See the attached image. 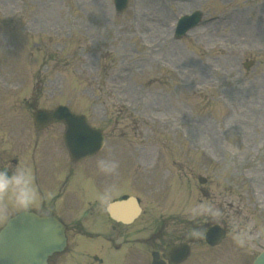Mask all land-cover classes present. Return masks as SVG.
I'll use <instances>...</instances> for the list:
<instances>
[{
	"label": "rangeland",
	"instance_id": "374dc122",
	"mask_svg": "<svg viewBox=\"0 0 264 264\" xmlns=\"http://www.w3.org/2000/svg\"><path fill=\"white\" fill-rule=\"evenodd\" d=\"M152 1L130 0L116 14L111 0H0V66L8 69L0 71V161L10 155L19 161L17 168L34 162L43 184L49 176L51 192L45 195L62 192L73 206L81 201L71 191L72 180L78 172L79 177L91 175L87 179L96 194L90 199L100 201L89 217H100L102 224L108 200L137 195L143 214L125 228L133 237L139 232L143 239L179 237L174 217H228L234 230L223 244L199 249L185 264H251L254 250L264 248V0L213 2L214 12L236 5L241 11L216 33L208 26L197 28L180 41L172 37L173 13L163 15L164 26L153 22ZM176 5L164 7L190 8ZM31 24L42 33L34 35L36 41L46 37L38 48L28 44L23 30ZM143 25L151 31L141 32ZM57 49L50 61L47 54ZM246 60L252 64L244 68ZM14 63L19 67L15 80ZM15 86L21 93L12 90ZM25 99L27 105L19 109ZM31 104H67L85 112L106 133L103 148L72 162L62 141L63 126L35 132L27 111ZM31 153L33 161L28 160ZM101 159L118 161L117 174L98 170ZM54 171L66 177L50 183ZM197 175L207 181L199 184ZM17 209L24 208L5 206L0 196V226ZM57 212L69 225L74 213H82L73 208ZM237 226L253 237L244 249L233 241ZM117 230L122 229L112 230L113 239ZM69 235L72 240L74 234ZM151 244L125 243L122 264H149ZM99 250L116 253L103 238L78 239V251Z\"/></svg>",
	"mask_w": 264,
	"mask_h": 264
},
{
	"label": "water",
	"instance_id": "95a60500",
	"mask_svg": "<svg viewBox=\"0 0 264 264\" xmlns=\"http://www.w3.org/2000/svg\"><path fill=\"white\" fill-rule=\"evenodd\" d=\"M36 117L46 122L64 121L68 130L65 141L73 158L95 152L101 143L100 136L89 130L82 116L58 108L52 113L39 111ZM109 210L113 217L126 220L117 213L116 206ZM64 242L63 226L56 220L20 213L0 231V264H45L46 257L60 249ZM256 264H264V253L257 257Z\"/></svg>",
	"mask_w": 264,
	"mask_h": 264
},
{
	"label": "clouds",
	"instance_id": "9594fccd",
	"mask_svg": "<svg viewBox=\"0 0 264 264\" xmlns=\"http://www.w3.org/2000/svg\"><path fill=\"white\" fill-rule=\"evenodd\" d=\"M96 167L105 174H117L119 162L114 159H101L97 161ZM0 196L5 198V206L10 202L17 208L31 207L36 202L37 193L30 171L25 167L17 168L11 175L0 171ZM252 239L247 229L237 226L233 241L238 248L248 247Z\"/></svg>",
	"mask_w": 264,
	"mask_h": 264
}]
</instances>
